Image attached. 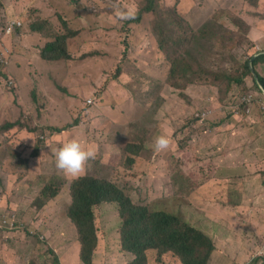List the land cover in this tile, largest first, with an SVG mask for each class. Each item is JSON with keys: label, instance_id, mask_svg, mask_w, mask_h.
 Masks as SVG:
<instances>
[{"label": "rangeland", "instance_id": "obj_1", "mask_svg": "<svg viewBox=\"0 0 264 264\" xmlns=\"http://www.w3.org/2000/svg\"><path fill=\"white\" fill-rule=\"evenodd\" d=\"M28 1L0 0V46L9 60L0 61V193L26 224L11 240L16 247L4 248L17 256L14 264L25 263L29 256L36 264H58L53 248L75 237L68 215L74 178L66 179L55 165V150L72 137L96 150L82 175L110 181L135 203L169 210L210 234L216 249L209 264H264V165L244 171L242 160L232 155L249 136L246 130L264 117L248 99L236 105L246 94V77L256 89L245 66L254 52L247 20L260 17L256 5L250 0H162L158 16L170 19L173 38L183 28L190 36L197 32L184 43H168L156 12H146L136 23L118 20L108 11L128 1L139 12L144 0H36L32 6ZM61 4L74 6L70 25L79 34L72 38L74 57L67 62L75 65L44 66L46 60L39 56L41 67L35 68L28 63L34 56L28 52V38L42 36L31 27L46 23V41L67 32ZM35 8L54 22L42 19ZM91 12L95 18L85 25ZM9 19L23 22L11 35L3 29ZM205 24L209 26L204 32H198ZM139 28L148 32L143 44ZM178 57L181 68L190 71L188 66L200 63L223 77L217 82L196 76L183 97L171 81V60L174 64ZM239 74L240 81L227 83L226 75ZM11 79L15 83L10 85ZM204 109L209 113L199 120ZM8 122L17 125L3 128ZM69 124L73 125L62 133L52 134L49 128ZM161 133L169 135L171 144L157 153L148 145ZM132 150L135 162L129 164ZM10 173L13 179L17 174L18 183H4ZM47 184L61 186L60 194L46 200L42 191ZM94 209L100 238L96 264H115L121 246L119 207L103 203ZM0 213L6 221L8 214L1 209ZM28 223L38 233L48 231L51 238H28ZM5 239L0 236V244ZM59 256L61 264H67L65 255ZM166 261L162 264L180 263L176 256Z\"/></svg>", "mask_w": 264, "mask_h": 264}, {"label": "trees", "instance_id": "obj_2", "mask_svg": "<svg viewBox=\"0 0 264 264\" xmlns=\"http://www.w3.org/2000/svg\"><path fill=\"white\" fill-rule=\"evenodd\" d=\"M161 1L162 0H144V6L132 21L141 22L146 12L151 14L156 12L154 15L158 16L157 11ZM250 1L254 5H258L259 3V0ZM108 11H111L112 15L115 12L113 8H109ZM171 12L174 18H176L175 13L173 11ZM169 20V18L164 16H158L156 19L157 23L163 28L167 35L168 43L171 41L173 43H184L191 37L197 36L196 31H193L190 36V32L186 28H183L178 36L173 38L172 34L174 28ZM240 22L244 24L243 21L240 20ZM64 25L67 32L58 33L55 38L49 41L42 49L41 56L46 61H62L73 58L70 47L72 38H74L77 32L72 29L68 20L64 21ZM45 26L46 23L32 25V29L40 30L45 37L50 38L44 32ZM208 26L209 24H205L198 32H204L205 28ZM161 47L165 49V43H162ZM179 60V57L176 58L174 64L171 60L170 73L172 84L178 87L177 89L183 97H186L185 91L187 88L195 83L196 76L200 79H211L217 82L223 77V75L219 73L220 71L206 69L200 63L195 66H188L192 72L190 74L187 68L178 66ZM250 61H252L251 66L249 64ZM258 61L259 57L253 59L252 55L245 65L254 79V86H256L255 91H253L252 84L246 82L248 77L245 79L243 90L246 92L244 95H248L252 92L251 104L258 106V109L261 110L264 104V76L259 74L257 70V76H255L252 70V67L256 66ZM244 74L247 75L246 70ZM226 76L228 84L240 81V74L236 78H233L231 75ZM184 79L187 80L183 81ZM218 85L221 86V84ZM78 122L79 121H76L75 124ZM10 125L11 124L7 123L5 127ZM72 125L73 124H69L67 127L50 126L49 128L52 132H62ZM237 125L239 124L235 126ZM137 147L138 143H134L132 146L133 149H137ZM39 148L40 146L38 145L36 151H39ZM127 162L129 164L135 162L134 150L127 156ZM71 189L73 202L69 207L68 213L72 221L76 224L80 234V256L84 264H94V256L98 251V233L96 228L97 214L94 207L96 205H102L103 203H111L112 201L119 204V213L122 219V249L135 255V259L129 264H149L147 255L150 251V254H152L150 264H157V262L161 263L163 259L169 256H176L181 264H209L216 249L214 238L205 231L190 224V222L182 216L166 209L152 210L148 206L137 205L131 201L124 189L121 190L116 184L110 181L101 180L92 176L82 177V179L74 181ZM49 190L52 192L48 193ZM43 191L44 195L49 198L56 196L60 190L57 186L47 185ZM153 253H156L157 258L153 257ZM56 261L58 262L57 257Z\"/></svg>", "mask_w": 264, "mask_h": 264}, {"label": "clouds", "instance_id": "obj_3", "mask_svg": "<svg viewBox=\"0 0 264 264\" xmlns=\"http://www.w3.org/2000/svg\"><path fill=\"white\" fill-rule=\"evenodd\" d=\"M35 1L36 0H30V1H28V4L30 6H32V4ZM125 3L127 5H124V6L117 5L116 6V9H115L116 18L118 20H121V21H128V20H131V19H135L136 16L138 15V8H136L133 5H131L128 1H126ZM61 5H63V7H64L63 10H66V13L63 16V18L65 20H68L69 23L71 24L72 21L70 19H71L72 10L74 9V6H72L71 4H61ZM6 6H7V4H6ZM54 8L55 7H50V9H54ZM35 9H36V14L39 15L42 19H48V18H44L43 16H41L43 14V12H41L40 9H38V8H35ZM76 15H78V14H76ZM95 15H96V13L91 12L89 18H87L88 23H85V25H90L91 21L95 18ZM111 15H112V13H111ZM48 20L51 21V22H54V21H52L50 19H48ZM132 22H135V21H132ZM136 23H140V22H136ZM22 24H23V22H22L21 19H9L6 22L5 27L3 29L5 30V33L7 35H11L15 31V28H17L19 26H22ZM72 29H74L77 32V34L75 35V36H77L79 34V31L77 29L73 28V27H72ZM33 31H35V30H33ZM36 31L41 33L40 30H36ZM139 35H140V38L142 39L141 44H143L148 38L147 37L148 32H143V31H141V28H139ZM41 36L46 38V39H50V38L45 37L43 35V33H41ZM42 37H40V35L38 36V38L32 36L29 39H30V41L32 43H36L37 41L42 40ZM49 41H52V40L46 41V40L43 39L41 44H38V45L35 46L36 55L32 56L33 59H30V58L28 59V63L31 66H34L35 68L41 67L38 64V59H39V56H41L42 49L46 46V44ZM39 50H40V55H39ZM73 57H74V54H73ZM254 57L255 56H253V59H254ZM33 60H36L35 64H32ZM0 61L2 63H4V64L9 63L8 57L5 56V52H4V50H3V48L1 46H0ZM250 62H252V61H250ZM51 63H57L59 65H64L66 67H71L72 65H75L72 62H67V60H62V61H46L44 66H49ZM8 83L11 85V84L15 83V80L11 79ZM243 96H245V95H243ZM90 101H92V100H90ZM237 104H241L243 106L244 103H241V99L238 98V102L236 103V105ZM203 111H205V109ZM259 112L264 113V112H262V109L259 110ZM199 114H201V112ZM199 114H198V116L200 117L199 120H201V119L203 120L205 117L203 118ZM236 114H240V113H236ZM8 123L11 124V125L5 127L6 124H4L2 127L8 129V128H12L15 125H17V123H15V122H8ZM51 126H57V125H51ZM59 127H62V126H59ZM62 132H64V131H62ZM62 132L56 131V132H52V134L62 133ZM170 144H171V140H170L169 135L167 133H161V134H159V135L154 137L153 142L150 145H148V147L153 148V150L156 151L157 153H162V152H164V151L169 149ZM40 149H41V146L39 148V151H36L37 153L39 152V154H40ZM240 153H241L240 150L235 151V154L237 156L238 161L239 160L243 161V158L240 156ZM55 156H56V160H55L56 168L66 175V176H64L66 179H67L68 176H71V177L74 178V180H72L71 184L69 185V190L72 192L71 187H72L73 182L76 181V180L82 179V177H86V175H82V174L85 172L86 167L89 164V161L95 160V158H96V150H95V148L93 146H85L84 144L81 143V141L78 138L72 137L69 140H67L66 142H64L58 149L55 150ZM242 164H244V162H242ZM12 181H14L16 183L19 182L17 174L14 176V179H13V173H10L7 176V179H6V181H4V183L5 184H11ZM23 181H26L25 177H24ZM27 182H28V180H27ZM116 186H118V185H116ZM54 187H56V186H54ZM118 187L122 190V188L120 186H118ZM57 188H59V190L61 191V186L57 185ZM60 191H59V193L56 196H58L60 194ZM50 192H52V191L49 190L48 193H50ZM0 194H1V196H0V209L5 211L8 214L7 220L4 221L3 220V214L0 213V236H3V237L6 238L5 241L3 240V242L11 243V240L15 239L17 237V233L20 231V229H25L26 224H25V221L20 218L19 210L15 206H12L11 208H8L7 204H4V199H3L2 193H0ZM42 195L45 197L46 200H49V199H52V198L56 197V196H54V197L47 198L44 195V191H42ZM72 198H73V195H72ZM129 198L131 199V201L133 203H135L130 195H129ZM44 203L45 202H43L41 205H44ZM111 203H116L117 206L119 207V204L117 202L112 201ZM135 204H137V203H135ZM137 205H142V204H137ZM144 206H147V205H144ZM118 214H119V217H120L119 209H118ZM68 215H69V213H68ZM120 219H121V217H120ZM71 221H72V219H71ZM96 223H97V221H96ZM121 225H122V219H121ZM75 227H76L75 237L77 238L78 244L80 246V251H79V253H80L81 252V243H80L79 235H78L79 231H78V228H77L76 224H75ZM96 228H97V233H98L97 224H96ZM31 236H36L37 240L40 241V242H42V240L46 241L48 238H51V236H50L48 231L47 232L38 233L32 227V225L28 223V238L31 237ZM7 238H10V239H7ZM32 239H33V237H32ZM99 241H100V238H99V234H98V246H97L98 250H99ZM120 245H121L120 246V250H118L116 252V254L114 255V258H113V259H119L118 262L115 263V264H129V263H131L135 259V255L133 253L129 252V251H125V250L122 249L121 230H120ZM0 246H3V244L1 243ZM12 247H16V246L12 245ZM5 249L7 251L11 250L10 248H7V247ZM53 249H55V248H53ZM2 251H4V250H2ZM53 251H55V250H53ZM55 255H56L57 259H58L57 263L61 264L59 253L57 252V254L55 253ZM99 256H100V254L97 251V253L94 256V261H93L94 264H96V259ZM148 258H149V264H150V261L152 259V254H150V252H148L147 261H148ZM6 259H7V256H2L0 258V264H1V261L5 262ZM31 259H32L31 256H29L28 257V261H26L25 263L22 262L20 264H36V261H32ZM80 260H81V256H80ZM81 262H83V261L81 260ZM162 262H164V263L166 262L167 263L166 258L163 259ZM162 262L161 263L157 262V264H162ZM176 264H179V263H176Z\"/></svg>", "mask_w": 264, "mask_h": 264}, {"label": "crops", "instance_id": "obj_4", "mask_svg": "<svg viewBox=\"0 0 264 264\" xmlns=\"http://www.w3.org/2000/svg\"><path fill=\"white\" fill-rule=\"evenodd\" d=\"M255 7L257 13L260 14V17H251L247 20L249 25L248 37L255 43L253 47L254 52L252 55L255 56V59L256 57H259V61L255 66V70L264 76V16L262 17V14L264 13V0H260L259 4ZM41 43L42 40L32 43L28 38V52L33 53L35 56V46ZM253 91H255V89ZM248 117L252 118V115H248ZM260 118L262 121L255 120V123L252 125V127H250V129H245L249 136L240 144L241 148H235V150L233 149L232 151V155H234L235 151L237 150L241 151L240 156L243 158L242 162H244V164H242L243 167L240 169L244 171H248V169L251 170L255 166L264 165V117L260 116ZM234 158H236L238 161L236 154L234 155ZM2 244L3 246H0V258L5 256L3 253L5 251H1V249L4 250L6 247H12V245L8 242H3ZM54 250L59 254L65 255L67 264H74V261L75 264H80V246L76 237H66L64 240L58 242ZM5 253L7 254L5 264H13L17 256H14L9 252ZM76 256L78 259H76Z\"/></svg>", "mask_w": 264, "mask_h": 264}, {"label": "built area", "instance_id": "obj_5", "mask_svg": "<svg viewBox=\"0 0 264 264\" xmlns=\"http://www.w3.org/2000/svg\"><path fill=\"white\" fill-rule=\"evenodd\" d=\"M247 99L249 100V103L251 104L252 103V101H251L252 100V94L251 93L243 96L241 103H244ZM263 108H264V104H263ZM208 113H209V111L205 110V111L201 112V114H199V115H201L204 118L207 116Z\"/></svg>", "mask_w": 264, "mask_h": 264}, {"label": "water", "instance_id": "obj_6", "mask_svg": "<svg viewBox=\"0 0 264 264\" xmlns=\"http://www.w3.org/2000/svg\"><path fill=\"white\" fill-rule=\"evenodd\" d=\"M252 70H253V72H254L255 76H257V74H256V71H255L254 69H252Z\"/></svg>", "mask_w": 264, "mask_h": 264}]
</instances>
